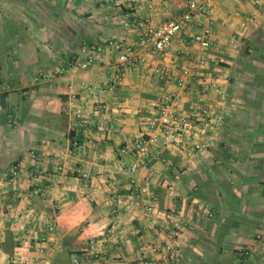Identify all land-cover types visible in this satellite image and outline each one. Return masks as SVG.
Wrapping results in <instances>:
<instances>
[{"label": "crops", "instance_id": "crops-1", "mask_svg": "<svg viewBox=\"0 0 264 264\" xmlns=\"http://www.w3.org/2000/svg\"><path fill=\"white\" fill-rule=\"evenodd\" d=\"M153 1L156 23L188 12L185 0H167L168 11ZM211 1L214 46L207 53L193 42L207 25L197 18L168 49L144 54L139 33L123 25L128 10L104 0H0V264L17 253L49 264H74L75 258L81 264H138L143 249L164 243L182 249L181 258L168 264H264V239H257L264 234V0ZM110 38L142 52L145 62L122 71L119 86L96 97L81 85L107 81L105 68L67 69L85 43ZM223 66L229 73L228 81H219L223 94L209 97L223 116L210 132L213 146L185 161L159 144L171 165L150 162L137 177L141 186L150 185L160 215L135 209L121 147L148 128L167 93L192 112L204 76L215 72L220 80ZM155 68H188L203 76L179 88L157 78ZM41 71L58 75L34 83ZM74 94L107 103L113 131L81 126L68 111ZM16 164L21 180L11 188L6 181ZM107 200L114 201L111 207ZM166 213L183 222L179 236L158 225ZM33 232L45 241L35 242ZM91 241L105 252L102 262L87 255ZM246 248L249 258L241 254ZM153 256L157 264L161 256Z\"/></svg>", "mask_w": 264, "mask_h": 264}, {"label": "built area", "instance_id": "built-area-1", "mask_svg": "<svg viewBox=\"0 0 264 264\" xmlns=\"http://www.w3.org/2000/svg\"><path fill=\"white\" fill-rule=\"evenodd\" d=\"M135 2L136 0H125V3L118 0H104V3L110 7L128 10L127 13L122 15L123 25L126 30L139 33L140 45L144 54L161 53L168 49L179 33L189 34L190 26L197 22V18L204 20L207 25L201 32L193 36V42L199 45L204 53H207L214 46L212 43L213 30L209 25L212 19L211 0H208L207 3L200 0H185L188 12L182 18H168L158 23L154 20V17L158 14L153 0H144L142 3ZM159 3L165 11H168L167 0H159ZM147 11L152 12L154 15L147 16L145 14ZM143 53L136 51L133 47L116 38L85 43L81 48V53L67 71L70 72L75 68L83 71L105 68L109 74L107 81L93 85H81L82 89L99 97L114 91L119 86L122 71L145 62ZM205 60L200 63L204 64ZM63 72L64 70H61L59 73ZM154 74L161 80L170 79L174 81L179 88H188L189 79L203 76L200 70L188 68L182 70L178 68L170 70L155 68ZM57 75L58 73L50 72L47 74L41 71L35 78L34 83H38L40 80L54 79ZM220 76V80L215 72L204 76L201 95L197 99L192 112L181 109V99L177 94H165L157 106L156 117L149 123L148 128L139 130L132 142L121 147L119 151L121 167L129 174L128 187L133 192L131 199L135 209H143L151 217L160 215L157 199L152 193L150 185L141 186L137 177L142 169L148 168L150 162L162 161L166 165H171L170 160L161 158L162 151L159 149V144L163 147H173L182 160L185 161L195 158L199 153L209 151L213 146L214 136L210 132L219 129L223 122V116L219 114L216 106L210 102L209 97L210 94H223L219 81L229 80V73L224 66ZM2 91H4V88L0 84V93ZM109 110V105L99 98L87 103L81 100L78 94L71 97L68 105V111L81 126L88 128L97 124L105 131H113L114 128L109 126L107 122ZM75 145L81 148L79 143H75ZM131 158H134L135 161L131 162ZM20 180V165L16 164L12 167L11 174L7 178V186L16 188ZM147 180L150 181L151 178H147ZM118 183L116 182V184ZM110 194L112 195L113 192L111 191ZM12 197L15 201L19 200V191H13ZM113 203V200H107L106 205L111 207ZM208 216L213 217V213L209 212ZM158 225L170 230L175 236H179L183 229V222L169 213L162 215ZM32 239L37 243L45 241V239L39 238L37 232H33ZM257 239L259 241L263 240L264 234H259ZM89 245L87 255L96 262H102L105 259V252L94 241H91ZM241 254L245 258H249L251 250L248 248L243 249ZM153 255L161 256L158 258L157 264H168L181 258L182 249L173 243L154 245L151 252L145 248L142 250V256L138 264H153L151 260L155 257ZM6 261L7 264H49L42 257H28L23 253L9 256ZM74 264H81L80 258H75Z\"/></svg>", "mask_w": 264, "mask_h": 264}, {"label": "rangeland", "instance_id": "rangeland-1", "mask_svg": "<svg viewBox=\"0 0 264 264\" xmlns=\"http://www.w3.org/2000/svg\"><path fill=\"white\" fill-rule=\"evenodd\" d=\"M42 23L44 22L42 19H41Z\"/></svg>", "mask_w": 264, "mask_h": 264}, {"label": "trees", "instance_id": "trees-1", "mask_svg": "<svg viewBox=\"0 0 264 264\" xmlns=\"http://www.w3.org/2000/svg\"><path fill=\"white\" fill-rule=\"evenodd\" d=\"M185 15V14H184ZM184 15H182V16H184Z\"/></svg>", "mask_w": 264, "mask_h": 264}]
</instances>
